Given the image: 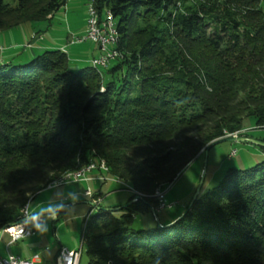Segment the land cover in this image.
<instances>
[{
    "label": "trees",
    "instance_id": "obj_1",
    "mask_svg": "<svg viewBox=\"0 0 264 264\" xmlns=\"http://www.w3.org/2000/svg\"><path fill=\"white\" fill-rule=\"evenodd\" d=\"M66 1L0 0V33L48 20ZM180 1L96 0L119 33L121 57L106 69H72L60 49L0 64V230L50 184L103 160L133 192L127 203L142 198L119 216L90 206L87 264H264V158L227 170L179 220L189 204L163 227L134 229L136 214L158 210L156 189L209 144L246 120L264 124V0H204L178 12ZM135 19L147 22L139 32Z\"/></svg>",
    "mask_w": 264,
    "mask_h": 264
},
{
    "label": "rangeland",
    "instance_id": "obj_2",
    "mask_svg": "<svg viewBox=\"0 0 264 264\" xmlns=\"http://www.w3.org/2000/svg\"><path fill=\"white\" fill-rule=\"evenodd\" d=\"M3 2L13 6L17 0H3ZM196 2L204 3V0H181L178 3V12L183 11L182 6H180L181 4L190 7L195 5ZM82 10V0H68L66 5L54 14L52 20H44L28 26L30 28L39 29L42 32L41 35L43 39H46L55 49L63 50L67 54L69 66L73 69L78 68L85 62L88 63L92 59L90 56L94 50V45L88 41L82 43L71 42L73 37H83L81 33ZM146 23V21L141 22L139 19H135L130 23V27L134 31L139 32L141 28L146 26ZM156 27L162 29L164 25L158 23ZM22 31L23 32L19 36H25V31ZM12 35L13 34H11V36ZM39 37L37 34L33 35L29 43L36 41ZM66 37H68V39H66ZM136 39L137 38L134 39L135 42H137ZM133 46L134 48H128L126 51L128 55L133 51L138 52L137 46ZM168 47L169 50L172 48V51L170 50L172 53L175 44L172 45L169 41ZM175 53H177V50H175ZM89 65L91 64L89 63ZM104 77L105 76H103V78ZM244 126L243 129L235 131L234 133H229L219 140L229 137H243L256 140L261 139V137L264 138V124L255 126L253 121L246 120ZM262 154L264 153H262V149L259 146L245 142L223 141L214 145L208 151L206 158L203 154L199 155L179 173L168 187L162 190L166 195V203L172 204L173 207L170 210H156L159 222L168 221L169 219L167 218H169L170 215L180 213V211L190 203L200 182L202 170L205 165V177L200 189L202 193L218 184L224 178L227 170L251 167L264 158ZM105 176L108 180L99 179L102 177V174L99 173V177L97 176L96 179L100 182H98V184H89V188L87 189L90 190L91 196H86L84 194L87 189L85 185L80 182L68 183L51 189L47 188L42 191L26 205L27 207L29 206L28 211L31 216L36 219L33 223L34 233L30 238L28 237L14 243L10 247V251L19 254L23 258H32L37 255L42 264H47L54 261V257L61 247L78 249L81 244L83 245L82 233L84 229V219L90 211V203L96 198L101 199V195L98 194L99 192H101L102 197L105 198L106 193L112 190V188H108L107 183L113 181V183H115L113 189L120 191L117 192L115 197H113V195L108 197L107 200L101 204L102 207L106 205H110L111 208H115L116 205L121 207L126 204L130 194H133L129 186L112 178L108 172ZM158 189L161 190V188ZM137 195L141 197L140 194ZM91 213L95 214L96 209H93ZM120 214L121 211L113 212L114 216H119ZM157 226L156 219L152 213L142 212L135 215L134 229H149ZM8 242V236L2 234L0 237L1 257H4L6 253L5 246ZM87 262L88 258L84 248L81 263L87 264Z\"/></svg>",
    "mask_w": 264,
    "mask_h": 264
},
{
    "label": "built area",
    "instance_id": "obj_3",
    "mask_svg": "<svg viewBox=\"0 0 264 264\" xmlns=\"http://www.w3.org/2000/svg\"><path fill=\"white\" fill-rule=\"evenodd\" d=\"M113 28V18L111 15H107L105 12L99 13L96 8V0H87L86 3V18H85V34L82 38H75L73 42H80L83 40L90 41L95 44L98 50L97 56L93 57L89 63H95L99 68L106 69L113 61L116 60L113 51V42L111 40V30ZM30 43L24 47H30ZM2 47L0 46V50ZM92 172H99L102 177L99 179L108 180L105 174L108 172V167L99 165L95 160L90 161V165L86 170H79L76 172L75 178L71 180H64L59 183L58 186L77 183L81 181L89 180L88 174ZM84 194L91 196L90 190L87 189ZM153 197L158 202V210L161 209H172L173 205L168 204L165 201V193L160 189H156ZM101 204V199L96 198L92 200L91 205L96 207ZM32 216L28 213L23 216L18 222L12 226L5 228V234L9 237L10 242L14 243L19 240L28 238L34 233V227L31 223ZM10 229H16L17 232H11ZM82 244L78 249H68L61 247L54 259V261L47 264H82ZM39 260L38 256L35 255L32 258H21L16 255L8 254L5 257L0 256V264H37Z\"/></svg>",
    "mask_w": 264,
    "mask_h": 264
},
{
    "label": "crops",
    "instance_id": "obj_4",
    "mask_svg": "<svg viewBox=\"0 0 264 264\" xmlns=\"http://www.w3.org/2000/svg\"><path fill=\"white\" fill-rule=\"evenodd\" d=\"M67 1H66V3H67ZM86 1L87 0H82V2H83V10H82V15H81L82 16V18H81V33H82L83 36L85 34V18H86V6L85 5H86ZM53 18H54V15L52 17H49L48 20H52ZM30 29H32V30H30ZM22 30L25 31V36H23V35L19 36L23 32ZM41 33L42 32L39 29L30 28L28 26L24 27V28H19V29H16V30H11V31H8V32H1L0 33V46L3 47V50L0 51V64H11V65L23 64V63L27 62L28 60H30L31 58L35 57L36 55L40 54L41 52H43L46 49H55L53 46H51L52 44H50L48 41H46V39H43ZM11 34H13V35L11 36ZM35 34H37L38 37L39 36L40 37L38 39H36V41L30 43L31 44L30 47L26 49L24 46L26 44H29V42H31L30 40L32 39L33 35H35ZM66 39H68V37H66ZM73 39H75V38L74 37L72 38V40H71L72 43H82V42L86 41V40H83V41H80V42H73ZM88 42H90V41H88ZM91 44H93V43H91ZM93 45H94V50H93V52H92V54L90 56L91 58L97 56V54H98L96 45L95 44H93ZM88 65H89V62L88 63L85 62L82 65H80L78 68H75V69L83 68V67L88 66ZM97 176L99 177V172H92V173L88 174L89 180L81 181L80 183H83L85 185L86 189H87V188H89V184L90 183H97L98 184V182H100V181H98V179H96ZM106 183H104V184H106ZM101 184H102V182H101ZM107 184H108V188H112V190H110V191H108L106 193L105 198L102 197L101 192L98 193V194L101 195V204L104 203V201L107 200V198L110 197L111 195H113V197H115L117 192L120 191V190H117V189H113V187L115 186V183H113V181H110ZM125 191H127V190H125ZM165 197H166V195H165ZM101 204L99 206H101ZM90 206H91V203H90ZM116 206H115V208H119L120 207V206L119 207L118 206L116 207ZM103 207H107L108 209L111 208L110 205H106V206H103ZM181 211H180V213H181ZM177 215H179V213L170 215V217L167 218V219L171 220L172 218L176 217ZM17 242H14V243H17ZM14 243H11L10 239H9L8 244L5 246V252L6 253H5L4 257L6 255H8V254H12V255H16V256H19V257L23 258L19 254L13 253V252L10 251V247ZM37 264H42L40 262V259L37 261Z\"/></svg>",
    "mask_w": 264,
    "mask_h": 264
},
{
    "label": "water",
    "instance_id": "obj_5",
    "mask_svg": "<svg viewBox=\"0 0 264 264\" xmlns=\"http://www.w3.org/2000/svg\"><path fill=\"white\" fill-rule=\"evenodd\" d=\"M223 141L245 142V143H250V144L257 145V146H259V147H264V142L259 141V140H256V139H248V138H243V137H229V138H227V139L217 140V141H214V142H212L211 144H209V145L207 146L206 150H205V153H204L205 158L207 157V153H208V151L210 150L211 147H213L214 145H216V144H218V143H220V142H223ZM205 167H206V165L204 166V168H203V170H202V175H201V178H200V182H199V184H198V186H197V188H196V190H195V192H194V194H193V196H192V199H191V201H190V203H189V205H188V208L186 209V211H184V213H183L180 217H178L177 220H179L181 217H183V216L185 215V213L191 208L193 202L195 201V199H196L197 196L199 195V192H200V189H201V187H202L203 180H204V177H205V172H206V168H205ZM140 199H141V197H140L139 195H136L133 201L140 200ZM133 201H131V202H129V203H126L125 205H123V206H121V207H119V208H110V209L103 208V209H104V210H109L110 212L120 211V210H122V209L128 207ZM96 207H97V206H96ZM150 212H151V213L153 214V216L155 217L158 227H163V226L160 224V222H159V220H158V217H157V214H156V211L153 209V207H150ZM177 220H176V221H177ZM174 222H175V221H174ZM174 222H172V223H170V224H168V225H166V226H170V225H172ZM8 226H9V225H8ZM6 227H7V226H6ZM6 227H5V228H6ZM5 228H2V229L0 230V237L2 236V233H3V231H4Z\"/></svg>",
    "mask_w": 264,
    "mask_h": 264
},
{
    "label": "bare ground",
    "instance_id": "obj_6",
    "mask_svg": "<svg viewBox=\"0 0 264 264\" xmlns=\"http://www.w3.org/2000/svg\"><path fill=\"white\" fill-rule=\"evenodd\" d=\"M105 13H106L107 15H111L112 18H113V28H112V30H111V40H112V42L114 43V44H113V51H114V54H115V58L117 59V58H120V57H121V54H120V52L115 48V46L118 44V37H119V33H118V30H117V25H116V19L114 18V16H113V14L111 13V11L106 10ZM90 64H91V66H92L94 69L101 70V68H99V67L97 66V64H95V63H90ZM95 162H97L99 165H104V166H106V163H105L103 160H101V161H95ZM89 165H90V163H89L86 167H83V168H81V169H79V170H86V169L88 168ZM79 170H78V171H79ZM78 171H75L74 173L66 174L65 176H63V177H61L60 179H58L56 182L50 184V185L48 186V188L51 189V188H53V187L58 186L59 183H60L61 181H64V180H71V179L75 178V176H76V172H78ZM28 213H29V211H28V207L26 206V210H25V212H24V216H26ZM12 225H13V224H11V225H9V226H12ZM9 226H7L6 228H8ZM3 233H5V229H4ZM3 233H2V234H3Z\"/></svg>",
    "mask_w": 264,
    "mask_h": 264
},
{
    "label": "clouds",
    "instance_id": "obj_7",
    "mask_svg": "<svg viewBox=\"0 0 264 264\" xmlns=\"http://www.w3.org/2000/svg\"><path fill=\"white\" fill-rule=\"evenodd\" d=\"M10 231H11V232H17V230H16V229H10Z\"/></svg>",
    "mask_w": 264,
    "mask_h": 264
}]
</instances>
